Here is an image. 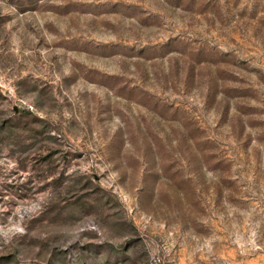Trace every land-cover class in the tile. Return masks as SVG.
I'll return each instance as SVG.
<instances>
[{"label": "rangeland", "instance_id": "rangeland-1", "mask_svg": "<svg viewBox=\"0 0 264 264\" xmlns=\"http://www.w3.org/2000/svg\"><path fill=\"white\" fill-rule=\"evenodd\" d=\"M0 264H264V0H0Z\"/></svg>", "mask_w": 264, "mask_h": 264}]
</instances>
